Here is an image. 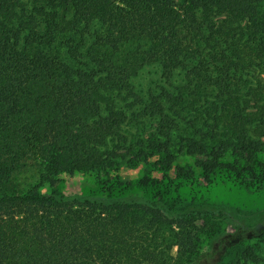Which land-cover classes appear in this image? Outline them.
Listing matches in <instances>:
<instances>
[{
	"label": "trees",
	"instance_id": "16d2710c",
	"mask_svg": "<svg viewBox=\"0 0 264 264\" xmlns=\"http://www.w3.org/2000/svg\"><path fill=\"white\" fill-rule=\"evenodd\" d=\"M260 3L0 0V264H218L230 251L233 264H258L247 243L264 227L206 203L177 207L168 173L190 156L207 181L264 186ZM154 65L166 87L141 97L132 81ZM148 151L167 185L145 176L138 188L154 200L116 198L131 184L111 173ZM84 166L106 198L58 193L59 177Z\"/></svg>",
	"mask_w": 264,
	"mask_h": 264
},
{
	"label": "rangeland",
	"instance_id": "374dc122",
	"mask_svg": "<svg viewBox=\"0 0 264 264\" xmlns=\"http://www.w3.org/2000/svg\"><path fill=\"white\" fill-rule=\"evenodd\" d=\"M260 8L264 9V0H261ZM132 83L135 91L144 98L157 94L161 87H166L161 78L160 70L155 65L143 69L133 79ZM180 84V78L174 80V86H179ZM158 161L159 156L153 151H148L144 153L135 169L123 167L119 171L111 173L109 177L114 179L118 175L124 185L131 184L129 189L121 186V190H116L113 195L116 198L121 197L127 201L154 200L155 192L139 189L137 183L140 179L148 176L167 185L168 181L164 177V173L158 172L155 167ZM179 169L193 171L194 175L191 179H180L177 176ZM168 177L173 181V185L175 183L180 185L177 187V192L172 187L170 194L172 201L176 203L177 207L206 203L224 208L227 213L243 221L246 225L257 229L264 227V186L254 184L252 181L230 180L223 173H217L211 177L210 181H207L197 168L195 159L190 156H180L173 164ZM123 188L128 190L123 191ZM56 190L58 193L68 197L80 196L97 199L107 197L102 183L87 166H84L80 172L74 175H61ZM217 224L216 226L220 231L223 229L231 231L230 223L225 216H218ZM247 244L256 247L258 264H264V237L262 239L253 238ZM201 250L203 252L210 250L208 238L203 241ZM171 254L175 256V249ZM235 258V251H230L218 264H233ZM203 264H217V262L215 258H212L211 260H206Z\"/></svg>",
	"mask_w": 264,
	"mask_h": 264
}]
</instances>
